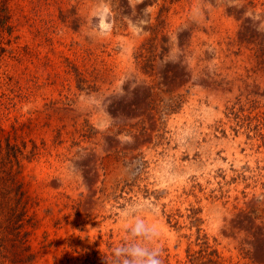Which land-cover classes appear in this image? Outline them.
<instances>
[{
    "label": "rangeland",
    "instance_id": "374dc122",
    "mask_svg": "<svg viewBox=\"0 0 264 264\" xmlns=\"http://www.w3.org/2000/svg\"><path fill=\"white\" fill-rule=\"evenodd\" d=\"M10 5L0 264H264V0Z\"/></svg>",
    "mask_w": 264,
    "mask_h": 264
},
{
    "label": "trees",
    "instance_id": "16d2710c",
    "mask_svg": "<svg viewBox=\"0 0 264 264\" xmlns=\"http://www.w3.org/2000/svg\"><path fill=\"white\" fill-rule=\"evenodd\" d=\"M11 0H1L0 1V59L7 52V47L5 44L10 45L13 36L15 25L13 23V14L11 8ZM9 37V38H7ZM74 74L78 80V87L81 90L93 91V85L88 84L85 86V79L83 77L82 72L75 66H72ZM13 77H10L12 81ZM12 84V83H11ZM14 84V83H13ZM12 84V85H13ZM15 85V84H14ZM22 147L17 143H13L11 140V132L7 131L5 127L0 124V172L6 171V174L9 179V175L11 176L12 184L10 187L8 185H4L0 187V207L2 208L5 199L9 198L14 191V185L17 182L15 180V174L13 173L14 165L19 164V156L22 154ZM8 171V172H7ZM8 181V180H5ZM7 187V188H6ZM17 191V190H16ZM197 212L194 211L192 217L195 221L198 220L196 217ZM206 244V248L200 250L198 255L196 253H188V260L190 264H223L222 257L219 255L216 249L210 250V246ZM122 250L120 253L121 256L127 258L126 261L118 260L119 264H132L130 261V256H128L125 251ZM111 255L117 256L115 252H112ZM158 259L160 257L157 256ZM85 264H111L110 255L107 253H103L102 255L94 254L93 257L88 256L84 261ZM163 264V263H162ZM165 264V263H164ZM169 264V263H166Z\"/></svg>",
    "mask_w": 264,
    "mask_h": 264
},
{
    "label": "clouds",
    "instance_id": "9594fccd",
    "mask_svg": "<svg viewBox=\"0 0 264 264\" xmlns=\"http://www.w3.org/2000/svg\"><path fill=\"white\" fill-rule=\"evenodd\" d=\"M158 255H159V253H155L153 255H150L146 264H162V261L157 258Z\"/></svg>",
    "mask_w": 264,
    "mask_h": 264
},
{
    "label": "bare ground",
    "instance_id": "6f19581e",
    "mask_svg": "<svg viewBox=\"0 0 264 264\" xmlns=\"http://www.w3.org/2000/svg\"><path fill=\"white\" fill-rule=\"evenodd\" d=\"M104 22H110V19L107 17L105 12L100 16V19L98 21L99 26L103 28L104 27V25H103Z\"/></svg>",
    "mask_w": 264,
    "mask_h": 264
}]
</instances>
